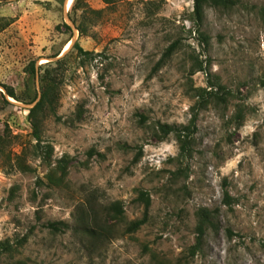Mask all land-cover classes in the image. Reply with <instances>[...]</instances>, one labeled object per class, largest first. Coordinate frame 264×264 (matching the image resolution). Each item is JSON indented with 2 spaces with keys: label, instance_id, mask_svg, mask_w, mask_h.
I'll return each instance as SVG.
<instances>
[{
  "label": "rangeland",
  "instance_id": "rangeland-1",
  "mask_svg": "<svg viewBox=\"0 0 264 264\" xmlns=\"http://www.w3.org/2000/svg\"><path fill=\"white\" fill-rule=\"evenodd\" d=\"M68 1L0 0V83L16 95L0 85V264H264V0L206 6L198 29L193 0ZM67 51L38 145L39 81L25 67ZM194 112L181 154L159 125ZM140 191L146 220L127 232ZM88 198L122 203L108 239L72 227ZM200 207L213 223L197 244Z\"/></svg>",
  "mask_w": 264,
  "mask_h": 264
},
{
  "label": "trees",
  "instance_id": "trees-1",
  "mask_svg": "<svg viewBox=\"0 0 264 264\" xmlns=\"http://www.w3.org/2000/svg\"><path fill=\"white\" fill-rule=\"evenodd\" d=\"M104 2H111L112 0H103ZM234 0H193V20L198 26L203 21L204 18V10L206 6H216V7H230L234 4ZM82 31V30H81ZM201 36L205 42L208 41V36L201 32ZM72 46L77 48L79 53L88 54L90 51L83 49L81 45L77 41H74ZM71 46V47H72ZM175 46V42L171 43L167 49L166 54L170 53L172 48ZM69 51V50H68ZM65 52L62 56L56 58L55 60H47L39 65L35 66V61L31 60L27 63L25 67V71H29L37 76L39 81V88H40V95L38 98L34 99V104L28 107V115L33 126V136L36 139L38 145L41 141V135L39 131V123L36 117V113L43 111L45 106H49V108L54 112V102L56 98V88L59 84V73L58 67L62 63L63 59L65 58ZM58 53H55L51 56H56ZM54 62L56 64V68L52 69L49 67V64ZM2 87L5 88L6 93H3V100L8 101L6 98L7 96L15 98V91L12 87L0 83ZM210 92V91H208ZM216 95L220 96L217 92ZM206 99L204 98V101ZM203 105V103H201ZM195 120H196V112H194L187 124L182 125H171L168 123H161L159 125L160 129L164 134H168L169 132H173L175 135L176 140L179 142L180 146V153L181 154H188L191 142V136L195 130ZM91 153V151L89 152ZM47 157H49V149H46ZM57 165L61 169L62 174L66 173V165H67V157H62L57 160ZM139 198L144 201V214L140 218L132 219L127 221L125 225V231L132 232L135 231L145 220L147 214V208L149 205V196L144 191L139 192ZM231 197L227 191L224 192L223 202L226 204H230ZM88 206H83L79 209V213L77 214L75 223L73 224V229L76 232H79L83 235L89 237V239L94 242V240L102 241L106 238L108 239L112 236L114 231V224L115 221H119L123 219V206L119 200L110 201L104 205H97V203L88 198ZM198 221L196 224L197 230V244L200 241V238L204 234L206 224H212V216L211 211L206 207H200L198 209ZM48 226L57 230L60 228H67L70 225L68 222L63 220H56L48 222ZM10 249V244L7 240H0V257L3 252Z\"/></svg>",
  "mask_w": 264,
  "mask_h": 264
},
{
  "label": "bare ground",
  "instance_id": "bare-ground-1",
  "mask_svg": "<svg viewBox=\"0 0 264 264\" xmlns=\"http://www.w3.org/2000/svg\"><path fill=\"white\" fill-rule=\"evenodd\" d=\"M71 2H72V0H69L67 4L70 6ZM68 5H67V6H68ZM69 6H68V7H69ZM69 46H70V43L67 44V48H68Z\"/></svg>",
  "mask_w": 264,
  "mask_h": 264
}]
</instances>
